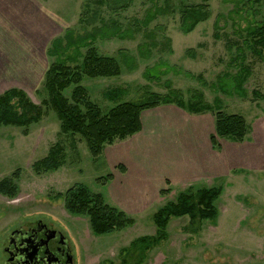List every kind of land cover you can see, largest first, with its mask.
<instances>
[{
	"label": "rangeland",
	"instance_id": "rangeland-1",
	"mask_svg": "<svg viewBox=\"0 0 264 264\" xmlns=\"http://www.w3.org/2000/svg\"><path fill=\"white\" fill-rule=\"evenodd\" d=\"M247 1L130 0L126 8L115 9L109 2L98 5L96 0H0V94L17 88L32 103L40 105L46 98L42 83L52 60L46 53L51 41L68 28L81 33L83 29L90 31L99 26L101 18L105 22L112 19L121 29L131 28L133 37L97 38L93 46L99 55L117 59L119 51L126 53L133 65L127 68L121 64L117 76H84L80 83L88 99L103 113L118 102H138L150 93L172 92L171 97L183 103L200 100L223 112L242 115L249 125V133L240 144L255 140L253 134L258 133L255 125L264 121V51L262 56H253L245 50V63L251 73L242 86L245 92L242 98L232 87V76L237 70L229 63L235 55L234 49L226 48L227 41L238 40L232 32L234 28L245 27L253 19L264 21V0L253 4ZM166 3L170 4L169 10H162L142 23L150 11L164 9ZM235 3H239L238 7ZM198 4L207 5L209 17L184 33L180 26L181 10ZM94 12L98 17L90 24L79 22L83 13L90 17ZM143 33H152L156 43L168 39L169 50L157 46L150 49L149 57L141 58L138 47L147 42ZM188 49L194 53L187 54ZM155 66L162 75L157 80L146 79L145 71ZM114 90L118 96L111 100L108 92ZM71 91L72 86L63 95L69 99ZM252 91L258 93L257 98L252 99ZM171 107L189 114L186 107L168 103L143 110L140 117L143 115L146 125L154 131L173 129L175 119L165 117ZM42 109L41 119L28 127L26 135L18 127H0V180L12 173L18 177L13 196L0 194V242L14 224L41 219L58 227L67 237L73 264H264V146L237 151L231 148L236 142L218 138L220 149L212 148L223 154L220 166L208 165L211 166L209 173L207 167L203 171L197 167L191 169L193 165L187 163L183 169L186 173L180 174L171 168L172 163L168 167L156 158L159 152H167L170 149L166 148L171 147L164 133L158 139L157 136L143 138L138 146H146L148 185L144 186L146 196L140 199L138 194L133 196L132 191H125L124 186L116 195L107 185L109 180L101 183L99 178L108 174L116 178L120 170L105 160L102 153L93 158L80 135L62 133L55 113L50 108ZM213 112L202 113L212 121L211 133H214ZM118 141L124 139L112 144ZM55 144L64 148L63 164L55 171L36 174L31 165L46 156ZM171 175L177 178L172 179ZM74 184L101 194L106 204L125 212L134 223L120 231L93 234L87 218L68 213L62 197L58 196ZM158 187H162L159 192ZM209 187L221 190L215 201L217 216L213 221L198 224L190 223L188 216L171 217L166 225L167 237L146 251L143 259L137 247L121 251L130 241L155 234L152 214L167 202L175 201L179 192ZM163 189L167 192L160 194ZM195 228L198 231L190 232Z\"/></svg>",
	"mask_w": 264,
	"mask_h": 264
},
{
	"label": "trees",
	"instance_id": "trees-1",
	"mask_svg": "<svg viewBox=\"0 0 264 264\" xmlns=\"http://www.w3.org/2000/svg\"><path fill=\"white\" fill-rule=\"evenodd\" d=\"M248 1L253 4L258 0ZM108 2L113 8L121 9L126 8L130 0H96L98 5ZM235 4L238 7L239 3ZM169 9V3H166L164 9L155 8L147 14L142 23L145 24L147 20L161 14L162 10ZM87 14L83 13L79 22L90 24L98 17L97 12L92 13L90 17ZM253 14L256 15L257 13L254 11ZM208 17L209 11L205 4L184 7L181 10V30L188 33L199 22ZM99 21L101 24L92 27L90 31L83 29L80 33L68 28L63 35L51 41L46 53L52 60L44 72L42 83V90L45 92L46 98L41 101L40 105L32 103L26 94L17 88L8 89L0 94V127H18L26 135L28 127L41 119L42 107L50 108L60 122V131L66 134L80 135L84 139L91 156L97 158L102 153L104 145L126 139L141 130V111L160 104L176 103L180 108L186 107L189 113L198 114L214 111V133L209 135L213 148L220 149L218 138L231 139L236 143L245 139L249 133V125L242 115L223 112L219 108H213L200 100L183 103L181 99L174 100L171 97L172 92L167 95L150 93L138 102H118L106 113H103L96 104L88 99L85 88L80 84L81 79L84 76L90 78L117 76L121 71L120 65L124 64L127 68H131L133 60L121 51L118 52V59L113 56L99 55L93 46V42L97 38H132L133 31L131 28L121 29L118 23L112 19L105 22L101 18ZM232 32L238 38L237 41H227L226 43L227 50L234 49L235 53L229 63L237 70L232 76V87L237 91V95L243 98L245 92L242 86L251 73L250 66L245 63L247 58L245 50H248L253 56H262L264 51V21L257 22L253 19L248 21L245 27L238 26ZM143 34L147 42H143L138 47V55L141 58L149 57L150 49L157 46L159 49L169 50L168 39L156 43L152 33ZM215 36L216 38L219 37L216 34ZM186 53L194 52L192 49H188ZM159 72L155 66L148 71L146 70L144 77L148 80H157L162 75V71ZM71 86L72 91L68 99L63 95V92ZM37 92L39 93V91ZM257 95L256 91H252V99L257 98ZM117 96L116 90L108 92V98L111 100L116 99ZM64 158V148L60 144H55L49 148L46 156L35 161L31 168L36 174L55 171L63 164ZM118 169L123 171L122 167L118 166ZM111 177L112 175L108 174L99 180L101 183H105ZM17 178L15 173L2 178L0 180V194L13 196L16 192L15 181ZM166 192L167 189H163L160 194ZM220 192L219 187L196 190L187 188L185 191L179 192L175 201L167 202L152 214L151 219L156 227L155 234L138 237L131 241L127 247L122 248L121 251L137 247L140 251V258L143 259L146 251L167 237L166 225L171 217L188 216L190 223L199 222L198 224L205 220L213 221L217 216L215 201ZM58 196L62 197L64 208L68 213L87 218L93 234L102 235L120 231L134 223V220L128 217L125 212L109 206L104 202L101 194L91 192L82 184H74L64 193H59ZM196 231L198 228L190 230V232Z\"/></svg>",
	"mask_w": 264,
	"mask_h": 264
},
{
	"label": "crops",
	"instance_id": "crops-1",
	"mask_svg": "<svg viewBox=\"0 0 264 264\" xmlns=\"http://www.w3.org/2000/svg\"><path fill=\"white\" fill-rule=\"evenodd\" d=\"M165 114V117L175 119L176 122L173 129L168 128L163 130L160 128L157 129V131H154L146 125L145 118L142 115L140 117L142 124L140 132H137L136 134L124 139V141H118L114 144L106 145L103 148L101 155L104 156L105 160H107L116 169L118 166L122 167L123 169V171H119L117 169L120 174L117 175L116 178L115 175L111 174L112 177L107 182V185L111 188V191L114 194L118 195L115 192H117L120 187L124 186L125 191H132L133 196L134 194H138L140 199L146 196L147 188L144 187L148 185V178L145 176L146 146H138L139 143L143 141V138L157 136L158 139V136L164 133L168 137L167 144H169L171 147L166 148L170 149L167 152H159L158 157L156 158L163 164H167L166 166H168V163H172L173 167L171 168L180 174L186 173L183 171V169L185 167L187 168V163L189 166L190 163L193 165L191 169L197 167L203 171L207 167V172L210 171L211 167L208 165H212V167H216L217 165L220 166L219 160L223 154H220L211 146L209 135L211 134V127H213V125L212 121H208L206 118V114H188L185 113L184 110L178 109L176 107H171ZM206 122H208L207 128H205ZM209 123L211 127H209ZM255 128H257L258 131V133L253 134L256 135L255 140L249 139L250 141L242 144L237 143L231 148L233 150L236 149L237 151L240 150L244 152L245 150L249 151L259 149L260 147L264 146V121H259V123L255 125ZM214 173H212V175H214ZM219 175H217V177ZM171 178L176 179L177 177L175 175H171ZM167 179L170 180V178ZM184 181V184H186L187 180ZM184 181L180 183H183ZM164 186L165 185L162 187ZM161 188L158 187L157 192H159ZM256 245L261 246V243ZM259 249L261 248L259 247ZM236 259H238V257H236Z\"/></svg>",
	"mask_w": 264,
	"mask_h": 264
},
{
	"label": "flooded vegetation",
	"instance_id": "flooded-vegetation-1",
	"mask_svg": "<svg viewBox=\"0 0 264 264\" xmlns=\"http://www.w3.org/2000/svg\"><path fill=\"white\" fill-rule=\"evenodd\" d=\"M0 264H73L67 237L41 219L14 224L0 242Z\"/></svg>",
	"mask_w": 264,
	"mask_h": 264
}]
</instances>
